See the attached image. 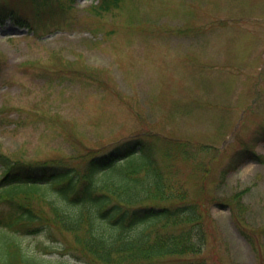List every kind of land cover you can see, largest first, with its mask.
Instances as JSON below:
<instances>
[{
	"label": "rangeland",
	"instance_id": "1",
	"mask_svg": "<svg viewBox=\"0 0 264 264\" xmlns=\"http://www.w3.org/2000/svg\"><path fill=\"white\" fill-rule=\"evenodd\" d=\"M97 1L0 0L14 7L0 19V152L41 162L147 133L187 142L171 176L208 212L193 259L264 264V0L100 14ZM5 231L45 264H86L59 250L70 236Z\"/></svg>",
	"mask_w": 264,
	"mask_h": 264
},
{
	"label": "trees",
	"instance_id": "2",
	"mask_svg": "<svg viewBox=\"0 0 264 264\" xmlns=\"http://www.w3.org/2000/svg\"><path fill=\"white\" fill-rule=\"evenodd\" d=\"M101 2L102 11L122 4ZM7 11L0 5L2 18ZM164 140L136 136L88 150L78 162H28L0 152V264H45L5 230L41 231L52 241L70 236L59 250L86 264H205L193 258L207 243L208 212L171 176L173 161L193 153L187 142Z\"/></svg>",
	"mask_w": 264,
	"mask_h": 264
}]
</instances>
